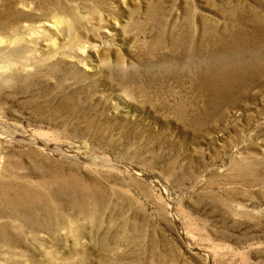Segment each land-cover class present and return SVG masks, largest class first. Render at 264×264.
Here are the masks:
<instances>
[{
  "label": "rangeland",
  "instance_id": "obj_1",
  "mask_svg": "<svg viewBox=\"0 0 264 264\" xmlns=\"http://www.w3.org/2000/svg\"><path fill=\"white\" fill-rule=\"evenodd\" d=\"M0 264H264V0H0Z\"/></svg>",
  "mask_w": 264,
  "mask_h": 264
}]
</instances>
